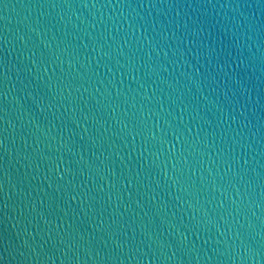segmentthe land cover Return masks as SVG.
Returning a JSON list of instances; mask_svg holds the SVG:
<instances>
[{"label": "water", "instance_id": "1", "mask_svg": "<svg viewBox=\"0 0 264 264\" xmlns=\"http://www.w3.org/2000/svg\"><path fill=\"white\" fill-rule=\"evenodd\" d=\"M0 264H264V0H0Z\"/></svg>", "mask_w": 264, "mask_h": 264}]
</instances>
